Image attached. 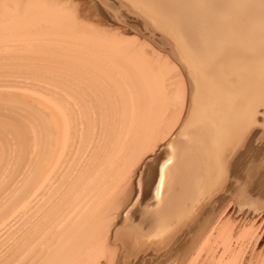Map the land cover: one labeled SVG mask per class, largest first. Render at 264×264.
Masks as SVG:
<instances>
[{
	"label": "bare ground",
	"instance_id": "obj_1",
	"mask_svg": "<svg viewBox=\"0 0 264 264\" xmlns=\"http://www.w3.org/2000/svg\"><path fill=\"white\" fill-rule=\"evenodd\" d=\"M114 1L148 34L0 0V77L26 80L0 88V264H130L186 234L192 262L250 264L264 231L237 242L243 195L208 216L245 168L264 189V0Z\"/></svg>",
	"mask_w": 264,
	"mask_h": 264
},
{
	"label": "rangeland",
	"instance_id": "obj_2",
	"mask_svg": "<svg viewBox=\"0 0 264 264\" xmlns=\"http://www.w3.org/2000/svg\"><path fill=\"white\" fill-rule=\"evenodd\" d=\"M61 5H67V6H77L80 9V14L82 16V20L84 19L86 23L90 26H92L95 29L106 31V32H123V34L127 36H132V35H139L138 33H146L144 32L143 28L139 24H135L133 21H131V18L129 17L130 15H126V11L124 9H120L116 4L114 0H110L111 3L115 4V13H109V8L107 7L106 4L102 3L101 1L97 0H59ZM74 1V2H73ZM76 3V4H75ZM85 14H84V13ZM89 13L90 16L87 14ZM85 15V16H84ZM116 15V16H115ZM84 16V17H83ZM135 31V33L133 32ZM148 33H146L147 35ZM12 77V79H11ZM3 78V79H2ZM14 80V81H12ZM17 80V82H16ZM20 80V81H18ZM24 79H22L23 81ZM20 78H16L13 76H3L0 77V88H5V85L7 86H14L11 89H21L20 84L24 85L25 81L22 82ZM21 82V83H20ZM14 83L15 85H12ZM17 83V84H16ZM24 83V84H23ZM7 88V87H6ZM5 88V89H6ZM10 89V88H7ZM2 90V89H1ZM1 106L3 104H0ZM0 106V113L3 112V109L1 110ZM261 141V142H260ZM264 145V140H256L253 144V146H262ZM260 159H262V156L259 155H254L253 152L248 154L247 157H245V162L249 165L252 164H257L260 162ZM263 163H264V156H263ZM264 171V167L261 169V172ZM260 172V174H261ZM252 175L253 173H248L247 168H245V173L243 172L241 175L238 176H233L231 179L230 184L228 185V188L225 192V197L232 196L231 199H227L225 201H221L217 203L209 212V221L213 225L216 221L217 218L221 215L223 211V207L225 205H229L230 203L235 204L237 207V203L235 201V198L242 194L243 196L241 197V200L239 203L243 206V210L247 209L250 212H256L255 215H251L250 217L247 216L246 214L242 215L244 216V220L239 226L238 229V234L236 236V240L238 243L242 244L249 236H254L260 235L263 231L264 228L260 227L257 223H255V219L258 215L261 213H264V197L262 196H257L258 192L264 194V189L261 188L259 190H254L252 188L253 183H252ZM14 178V175L12 176ZM10 176L9 181L6 179L7 177L2 178V181L6 179V182L1 183L0 185V198L3 194H6L7 189L11 185L10 182L13 181V178ZM260 180H264L263 177L260 175L257 177L255 182H258ZM1 181V178H0ZM10 183V184H9ZM8 186V187H7ZM4 188V190H3ZM3 193V194H2ZM2 194V195H1ZM253 214V213H250ZM241 215H234V219H232L229 223L232 224L235 222L236 218ZM247 217H249L247 219ZM211 225V226H212ZM215 225V224H214ZM192 234H186L183 236L179 242L177 243L175 250L166 257H161V258H153L150 259L149 257L147 260L143 261H136V262H130V264H199L198 262H192V258L195 256V253L197 252V248L199 247L201 241L203 238H200V242L196 244L195 247H193V252L190 255V245L192 243ZM214 241H212L213 243ZM216 245V244H212ZM258 256H263L264 257V247L258 251L254 259L250 262V264H257ZM195 260V258H194Z\"/></svg>",
	"mask_w": 264,
	"mask_h": 264
},
{
	"label": "water",
	"instance_id": "obj_3",
	"mask_svg": "<svg viewBox=\"0 0 264 264\" xmlns=\"http://www.w3.org/2000/svg\"><path fill=\"white\" fill-rule=\"evenodd\" d=\"M135 33V31H133Z\"/></svg>",
	"mask_w": 264,
	"mask_h": 264
}]
</instances>
